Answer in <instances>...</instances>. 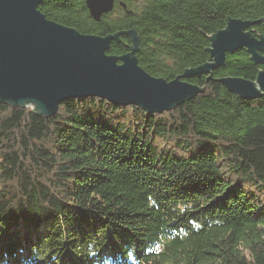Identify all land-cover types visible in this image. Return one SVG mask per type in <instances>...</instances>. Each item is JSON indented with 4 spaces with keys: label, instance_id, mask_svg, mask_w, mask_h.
<instances>
[{
    "label": "trees",
    "instance_id": "16d2710c",
    "mask_svg": "<svg viewBox=\"0 0 264 264\" xmlns=\"http://www.w3.org/2000/svg\"><path fill=\"white\" fill-rule=\"evenodd\" d=\"M50 19L83 33L122 32L171 80L212 60L210 36L229 18L256 23L264 0H116L95 20L86 0H44ZM264 64L227 53L204 90L149 113L99 97L51 116L0 102V264H264V95L242 98L221 79L255 80Z\"/></svg>",
    "mask_w": 264,
    "mask_h": 264
},
{
    "label": "water",
    "instance_id": "95a60500",
    "mask_svg": "<svg viewBox=\"0 0 264 264\" xmlns=\"http://www.w3.org/2000/svg\"><path fill=\"white\" fill-rule=\"evenodd\" d=\"M44 0H0V102L32 107L51 116L73 98L99 97L109 102L141 107L149 113L172 110L204 89L188 81L225 65L227 53L246 48L251 59L264 64V36L251 31L256 22L229 18L226 27L210 36L212 60L187 68L168 80L150 74L138 61L140 36L135 29L130 51L109 54L122 32L108 35L83 33L76 27L48 18L39 5ZM116 0H86L91 16L99 21L112 11ZM221 82L242 98L264 95V70L256 79L226 76Z\"/></svg>",
    "mask_w": 264,
    "mask_h": 264
}]
</instances>
